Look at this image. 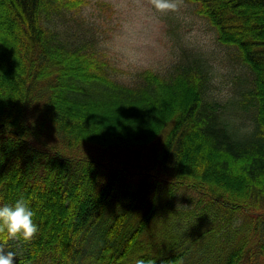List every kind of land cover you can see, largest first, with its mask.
Returning <instances> with one entry per match:
<instances>
[{
    "label": "trees",
    "instance_id": "1",
    "mask_svg": "<svg viewBox=\"0 0 264 264\" xmlns=\"http://www.w3.org/2000/svg\"><path fill=\"white\" fill-rule=\"evenodd\" d=\"M184 1L247 71L225 106L205 58L119 81L88 0H0V207L39 227L0 234L14 264H264V0Z\"/></svg>",
    "mask_w": 264,
    "mask_h": 264
},
{
    "label": "rangeland",
    "instance_id": "2",
    "mask_svg": "<svg viewBox=\"0 0 264 264\" xmlns=\"http://www.w3.org/2000/svg\"><path fill=\"white\" fill-rule=\"evenodd\" d=\"M83 6L78 18L90 23L98 36L99 46L111 40L118 30L124 17L113 12L107 0H88ZM102 3H105L102 5ZM91 7V12L84 15L86 7ZM196 6L184 1L181 11L178 13L159 14L146 12L143 16L135 18L139 34L147 45V66L143 69H152L159 73H165L174 60L183 56L189 61L193 57L205 58L210 68V96L221 106L227 105L235 90V80L238 77L245 79L244 67L230 60L231 48L219 45L215 40V33L206 21L195 13ZM209 32L212 33L209 36ZM100 49L106 54L110 65L115 69L116 78L128 83L134 72L119 67L118 61L105 48ZM201 59V60H202ZM243 89V88H238ZM237 89V90H238ZM227 91L228 95H223ZM235 96V94H234ZM232 99V98H231ZM231 119L242 122L239 118ZM234 121V122H235ZM132 176V175H131ZM125 185L134 184L139 178L127 177ZM121 187V191L123 190ZM147 240V237H145Z\"/></svg>",
    "mask_w": 264,
    "mask_h": 264
},
{
    "label": "clouds",
    "instance_id": "3",
    "mask_svg": "<svg viewBox=\"0 0 264 264\" xmlns=\"http://www.w3.org/2000/svg\"><path fill=\"white\" fill-rule=\"evenodd\" d=\"M107 2L113 12L124 19L111 40L100 47L107 49L115 57L120 68L130 72L147 66V45L139 34L135 18L143 16L146 12L178 13L184 6V0H107ZM90 12L91 7H86L84 15ZM211 35L209 32V36ZM223 95H228L227 91ZM248 131L250 135L255 131L254 123L249 126ZM33 216L34 212L23 198L17 200L13 206L0 207V234L6 233L8 238L31 241L39 231L38 225L33 222ZM14 258V252L6 251L0 245V264H14ZM135 264H155V260L137 259Z\"/></svg>",
    "mask_w": 264,
    "mask_h": 264
}]
</instances>
